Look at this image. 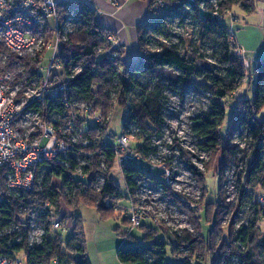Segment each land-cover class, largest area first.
<instances>
[{
	"label": "trees",
	"instance_id": "16d2710c",
	"mask_svg": "<svg viewBox=\"0 0 264 264\" xmlns=\"http://www.w3.org/2000/svg\"><path fill=\"white\" fill-rule=\"evenodd\" d=\"M156 1L153 0L150 5L153 17L146 26L138 30L140 57L131 63H124L120 57L110 59L107 56L111 47L109 38H114L115 34L99 22L96 9L80 0L57 2L59 31L63 30L62 27L68 19L77 22L74 31L68 34L66 41L60 45L58 58L63 68L55 75V83H65L68 89L38 110L43 121H50L53 116L64 119V124L77 120V128L89 145L74 146L70 159H74L75 155L88 161L90 166L82 168L86 178L79 180L74 176V171L68 172L64 167L46 164L43 194H31L32 202L39 205L48 200L53 210L59 213L61 203L67 209L72 204L65 191L73 185L77 209L84 206L94 208L100 214L114 212L118 201L123 198L121 188L113 178L121 150L118 144L109 138L111 121L107 119L113 110H123L121 135L131 136V127L138 131L141 141L134 151L143 157L142 161H130L120 168L129 198L135 195L138 182L154 181L156 185L163 186L170 200L189 216L198 237L185 233L184 244L187 245L189 254L180 255L184 257L183 264H203L216 253V262L222 260L223 264H264V236L261 234L264 207L260 204L253 202L251 205L254 217L250 223L238 228L234 223L229 224L228 240H222L225 217H234L243 207L242 201L238 204L227 202L225 168L233 165V162L243 163L244 169L235 175V188L242 199H247L248 196L253 199L258 193L264 192V119H259L264 110V59L260 60L253 70L256 78L253 100H241L231 133L224 138L221 132L228 108L224 101L243 86L250 72L245 66V59L236 53L238 47L235 36L231 39V29L225 23V17L236 8L253 15L258 0H216L218 12L223 15L222 20L212 17L214 8L211 7L206 12L201 8L210 7L213 0H158L166 5V9L159 11L154 9ZM175 20H180V24L186 20L191 22L196 43L193 41L191 45H187L185 39L171 33L170 24ZM50 25L46 37L48 42L54 40L53 23ZM173 39H177V42H173ZM206 46L210 47L209 54L204 50ZM207 59L212 63H208ZM34 69V65L27 67L28 73L32 70L29 74L32 79ZM75 69H80V72L68 81L66 78L72 77ZM168 90L176 91L182 98L190 90L212 96V104L207 112L195 117L191 127L193 136L200 141L201 150L209 153L211 157L206 164L207 171L201 173L189 160L186 162L203 193L201 210H187L180 197L170 193V186L165 184L160 176L152 174L146 165L149 155L155 152L151 146V137L160 138L166 126L163 113L168 104ZM76 100L86 101L91 107L84 111L75 109ZM35 107L33 105L31 108ZM93 112L102 114L103 119L92 123L87 121L86 117H91ZM54 125L59 128L57 123ZM239 126L245 139L249 141L251 152L247 155L244 153L237 161L234 159L237 146H232L230 141ZM62 139L63 136L59 133L58 140ZM179 151L183 159H189L183 149ZM219 157L221 165L216 176L218 189L214 192L217 199L208 201L207 198L211 195L207 178ZM75 167L74 165L73 170ZM98 178H104L105 181L100 190L94 188ZM55 181L60 183L59 187L55 185ZM107 199L112 202L110 208L103 204ZM29 205L25 198L12 199L8 205L0 208L6 218L17 222L19 231L14 238L28 233L27 223L20 218V209ZM72 211L75 213L74 209ZM203 216L206 217L207 226L209 224L206 236L202 226ZM73 218L75 229L68 240L61 239L60 234L53 231L46 222V249L28 250L24 239L14 246L15 250L26 251V264H52L55 259L73 260V246L78 242L82 257L76 260V264H90L85 254L83 221L79 216L73 215ZM70 219V216L64 215L61 220L67 222ZM125 220L130 223L129 218ZM139 229L145 232L144 244L118 250L119 262L165 264L168 243L158 239V231L154 228L141 226ZM181 242L180 239H175L174 254H180ZM10 243L6 240L1 246L8 255Z\"/></svg>",
	"mask_w": 264,
	"mask_h": 264
},
{
	"label": "built area",
	"instance_id": "2783aa9c",
	"mask_svg": "<svg viewBox=\"0 0 264 264\" xmlns=\"http://www.w3.org/2000/svg\"><path fill=\"white\" fill-rule=\"evenodd\" d=\"M211 7L214 8L212 17L222 20L223 15L218 12L216 0L211 2L210 7L201 8L206 12ZM154 9L163 10L166 5L157 0ZM232 21L235 23V20ZM51 22L54 40L48 42L47 29ZM76 23L68 19L63 30L59 31L57 3L54 0H0V208L8 205L12 199L25 198L31 205L20 209V218L27 223L28 233L17 238H14L19 231L17 222L6 218L0 209V264L27 263L26 251L18 252L14 247L24 239L28 250L46 249V222L53 231L60 234L61 239L73 229L70 227L74 220L73 214L69 221L61 220L67 215L63 203L57 213L50 201L36 205L30 195L43 194L46 164L64 167L68 172L74 171V176L79 180L86 178L82 168L90 166L88 161L83 159L82 162L75 155L74 159H70L74 145L68 143L66 137L75 130L72 123L57 128L54 125L56 120L52 118L43 121L38 110L68 89L66 84L55 83V75L63 68L58 58L60 45L74 31ZM230 34L232 39V30ZM109 41L113 39L109 38ZM239 51L236 53L241 57L242 52ZM119 53L120 49L113 47L110 59L118 58ZM29 65L35 66L33 79L25 75ZM245 66L248 67L246 61ZM79 71L75 69L74 75L66 79L71 81ZM33 105L36 106L34 109L31 108ZM59 133L63 136L62 140H58ZM133 137L122 135L117 141L121 150L117 163L121 166L140 160V157L132 159L131 155L125 153ZM104 183V178H98L94 188L100 190ZM142 183L147 184V181L138 182L136 193ZM65 194L73 201L76 195L74 186H69ZM106 202L105 207L110 208L111 200L107 199ZM258 203L264 207V196L259 197ZM127 213L133 228H139L147 218L140 204L132 205ZM6 240L11 242L10 255L1 249ZM73 248V260L55 259L52 264H76V260L82 257L80 243L76 242Z\"/></svg>",
	"mask_w": 264,
	"mask_h": 264
},
{
	"label": "rangeland",
	"instance_id": "374dc122",
	"mask_svg": "<svg viewBox=\"0 0 264 264\" xmlns=\"http://www.w3.org/2000/svg\"><path fill=\"white\" fill-rule=\"evenodd\" d=\"M56 2L60 0H54ZM152 2V1H151ZM237 19L240 25L243 24H264V6L257 5V10L254 15H248L246 12L236 9L233 11V15L229 13L225 17V23L233 30L232 20ZM180 20H175L170 25L171 33L178 37L183 38L187 42V45H191L193 41L197 42L194 29L191 26V22L186 20L183 24H180ZM114 39V38H112ZM173 42H177V39H173ZM110 51L107 56H110L111 49L115 47L114 41L111 42ZM264 48V45L263 47ZM207 54L210 53V47L204 48ZM239 51V49H237ZM240 52V51H239ZM242 52V51H241ZM242 52V58H247L245 61L248 63L247 78L244 81L243 86L236 91V93L228 100L224 101L228 105L226 120L221 128V132L224 138H227L234 127L235 115L237 113L238 104L241 100L249 99L253 100L256 78L253 70L255 69L258 61L251 65L252 59L255 57L253 53ZM119 57L122 58L121 50ZM118 57V58H119ZM132 62V61H131ZM208 63H212L210 59H207ZM252 71V72H251ZM28 70L26 68V74ZM80 72V71H79ZM252 79V83H251ZM34 87V86H33ZM168 97V104L165 106L163 117L165 119V129L163 135L160 138L151 137V146L155 149L147 159V167L151 170L152 174L160 176L165 184L170 186V193L180 197L182 203L187 207V210H201L203 193L200 186L197 184L192 173L189 170L187 161L189 160L196 169L201 173H206V164L209 163L211 157L209 153L204 152L200 148V141L196 139L192 134V120L207 112L212 104V96L204 92H197L190 90L182 98L176 91L168 90L166 92ZM114 97V95H113ZM44 106V105H43ZM91 107L90 103L83 100H76L74 103L75 109L84 111ZM124 111L115 109L113 113H109L108 121H111L110 126V140L112 142L119 141L122 136L123 116ZM102 114L99 112H93L91 117H86V120L90 123L100 120ZM59 127H64V119L59 116H53ZM103 119V117H102ZM259 119H264V110L260 113ZM74 132L67 134L66 141L74 146H87L88 141H85L82 136V132L77 128V120H70ZM65 130V129H64ZM131 134L134 136L131 141V146L125 150L126 154L131 155L132 159L140 157L142 161V155L134 151L135 146L140 143V136L133 127L130 128ZM116 136H114V134ZM120 136V137H119ZM244 137V138H242ZM244 139V140H243ZM177 144V145H176ZM230 144L237 146L234 152V159L238 161L245 153L247 155L251 152L248 139H245V135L239 126L237 131L231 137ZM119 146V144H118ZM180 149H183L188 154L189 159H183L180 155ZM124 153V154H125ZM79 159V158H78ZM221 158H217L214 162L212 171L207 178V186L210 192L208 201H214L217 196L214 192L218 189V178L216 177L221 165ZM83 162L84 160L81 159ZM135 161V160H134ZM121 165L117 163V167L113 173V178L121 188L123 198L118 201L114 212H105L100 214L98 210L90 207L81 206L76 208L75 200L70 201L72 204L68 207L69 210H65L67 216H79L83 221V232L86 238V258L90 264H121L117 258V252L120 249H124L130 246H141L144 244L143 236L144 230H140L141 226L146 228H154L158 231V239L168 243L166 248L165 264H183V256L188 255L189 251L184 244L185 233H190L196 237L198 234L195 229V225L190 221L189 216L183 212V209L178 208L166 195V190L163 186H158L154 181H147V184H140L139 191L134 196L129 198L128 191L125 187V180L120 171ZM244 169L243 163L233 162V165L225 168L224 174L227 178L225 188L227 191V202L238 204L242 201L243 207L241 211L234 217H225L224 219V239L228 240V226L234 223L238 228L242 225H247L253 220L254 214L251 213V205L258 203L259 197L264 196V192H260L253 199L248 196L247 199H242L235 188V175ZM55 185L60 186L59 182L55 181ZM96 189V188H95ZM97 190V189H96ZM213 195V196H212ZM249 200V201H246ZM106 200L103 204L106 205ZM112 204V203H111ZM140 204L143 211L146 214V220L140 225L139 228H133L132 223H128L125 218H129V209L132 205ZM259 204V203H258ZM67 208V207H65ZM75 210L73 213L72 210ZM72 212V213H71ZM202 226L204 228V235L206 236L208 226L206 223V217ZM215 218V217H214ZM72 219V218H71ZM69 232L63 235L64 240H68L72 236L75 229V221L72 219V226ZM261 234L264 236V222L261 223ZM180 239L182 246H180L179 253L174 254L173 247L175 246V239ZM178 241V240H177ZM264 255V254H263ZM218 253L213 258L208 259L203 264H221L223 261L216 262ZM264 259V256H263ZM223 264V263H222ZM225 264V263H224Z\"/></svg>",
	"mask_w": 264,
	"mask_h": 264
},
{
	"label": "crops",
	"instance_id": "0c3cea01",
	"mask_svg": "<svg viewBox=\"0 0 264 264\" xmlns=\"http://www.w3.org/2000/svg\"><path fill=\"white\" fill-rule=\"evenodd\" d=\"M80 1H84L96 9L99 13V22L115 34L113 39L114 45L121 50V59L123 62L131 63V61H137L140 57L138 30L146 26L153 17L150 6L151 0ZM258 3L264 6V0H258L257 5ZM236 9L241 10L240 8ZM233 11L231 15H233ZM235 22L232 32L234 33L238 49L244 55H246L245 52H250L255 55L252 62H250L251 65L256 61L259 62L264 59V48H262L264 45V24L240 25L237 19H235Z\"/></svg>",
	"mask_w": 264,
	"mask_h": 264
},
{
	"label": "bare ground",
	"instance_id": "6f19581e",
	"mask_svg": "<svg viewBox=\"0 0 264 264\" xmlns=\"http://www.w3.org/2000/svg\"><path fill=\"white\" fill-rule=\"evenodd\" d=\"M57 3V2H56ZM62 84H65V83H62Z\"/></svg>",
	"mask_w": 264,
	"mask_h": 264
}]
</instances>
